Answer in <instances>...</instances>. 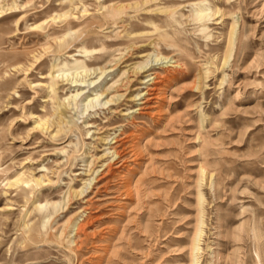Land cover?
I'll return each instance as SVG.
<instances>
[{
  "label": "rangeland",
  "instance_id": "374dc122",
  "mask_svg": "<svg viewBox=\"0 0 264 264\" xmlns=\"http://www.w3.org/2000/svg\"><path fill=\"white\" fill-rule=\"evenodd\" d=\"M144 1L153 7V0ZM195 1L220 12L199 22L208 37L196 34L197 47L188 40L194 59L179 75L165 59L152 61L155 54L175 53L150 44L149 26L122 23L126 15L103 16L128 0H83L84 17L69 26L88 39L61 51L28 26L40 23L60 34L65 26L52 16L67 9L66 0H0V264L252 263L256 245L248 226L238 227L255 212L264 240V0ZM81 9L77 5L76 15ZM231 24L235 44L229 53ZM196 25H187V36ZM127 30L142 34L121 64L131 90L144 91L140 82L150 71L167 80L156 84L154 109L131 113L140 100L130 95L125 105L112 102L76 117L81 106L66 99L74 87L58 78L55 98L77 128L70 132L55 123L56 115L47 129L38 127L51 111L45 82L51 63L71 75L80 71L78 62L109 69L130 43L116 38ZM146 62V72L134 69ZM99 69L87 77L95 80ZM102 92V100L113 94ZM131 114L134 126L126 125ZM118 133L122 141L111 143ZM113 146L123 156L119 163L106 152ZM93 167L98 171L92 174ZM29 178L41 182H22Z\"/></svg>",
  "mask_w": 264,
  "mask_h": 264
},
{
  "label": "bare ground",
  "instance_id": "6f19581e",
  "mask_svg": "<svg viewBox=\"0 0 264 264\" xmlns=\"http://www.w3.org/2000/svg\"><path fill=\"white\" fill-rule=\"evenodd\" d=\"M154 4L152 5L150 9H147L144 7V3L146 1L144 0H128L127 3H120L116 7L110 6L106 12L103 13V16L106 18L110 16L112 19L118 18V16L126 15V18L122 20V23L127 22L130 24L132 21L135 23H144L145 25L149 26L152 29V36L153 39L150 42L152 45H159L162 44L166 48L172 49V53L175 54L172 56H166V57H158L157 54L153 55L152 61H159L162 59H165L166 63H171V67L173 70L179 75L185 74L182 73V71L189 70V65L186 60L190 61L189 64L192 63V60L194 59L193 51L191 50L189 46L188 40H191V43L194 47H197V35H200L202 37H208L207 34L204 33L205 27L199 25V22L209 20L212 18H215L216 14L220 12L218 8L215 7L213 9V4H201L200 2H196L195 0H153ZM68 3L67 9L56 13L52 16V20L61 19L63 25L65 26V30L62 31L60 34H54V32H50V28H47V26H42V24H31L28 27H31L32 29H39L40 32L37 33V37L43 36L46 38L50 37L55 41V46L57 51H61L64 49H68L73 44H75L76 41L79 42V46H83L84 42L88 39L87 35H83V33H74V30L70 28L69 24L73 21L75 22L76 19L84 17L83 13L86 12V8L83 6V0H66ZM229 3L230 0H223L221 4ZM77 5H81V15L78 16L74 12V10L77 9ZM22 7L24 8L25 5L23 4ZM129 9H132L131 11ZM187 9V10H186ZM143 12V13H142ZM150 12L151 15H148L147 13ZM26 16H22V20ZM47 21V20H46ZM45 22V21H44ZM197 28L193 32L194 34L191 36H187V25L189 24H197ZM123 26H126L124 24ZM201 26V27H200ZM233 32H234V26L231 24L227 37L225 38V44L226 49L229 51V53L232 51L235 41L233 38ZM197 34V35H196ZM53 35V37H52ZM142 34L141 33H133L132 31H125L124 33H118L116 38L122 39L125 41L130 42L125 47V51L122 52L123 55L114 58V62L109 65V69L107 68H88L85 65L81 64L77 66L78 68H81L80 71L74 72L73 75L71 73H66V71H62V69H56L54 63H51V66L49 70L47 71V78H46V89L49 90L50 96V113H47L45 117L47 118H39V121L37 123L38 127H41L42 129H47L48 125L47 122L53 117V115L58 116L57 120H54L55 123H58L59 125H65L70 126L69 131L73 132V126H75V123L71 120L72 117L69 115H66L65 110L61 109L62 103L60 100H57L55 98L56 96V84L58 78L67 80L70 82V86L74 87V92L70 94L66 99H69L70 102L74 101L72 104L74 105V108L78 110V106H81V109H79L78 113L76 114V117H78L79 114L85 113L89 108H95L96 106H105L110 105L112 102H118L119 106L125 105L122 104V102H126L125 99L129 98L130 95H132L129 99H137L140 100L139 103L135 106H131L129 109L133 111H137L140 115H145V113L149 114L154 108L153 98L155 97V90H157L156 84H162L164 81L167 82L165 79H159V76L157 73L150 71L149 73L145 74L144 78L141 80V84L145 85L144 91L141 93H134V90H131V86L134 84L132 83V79L129 78L128 69H124L121 67V64L125 63L128 58L134 54L133 51L136 50V44L138 43V39L140 38ZM154 41V42H153ZM244 46L243 43H240V47ZM129 48V49H127ZM84 53L89 52L88 50H84ZM72 57L73 55H69ZM150 61V60H149ZM110 62V61H108ZM151 62V61H150ZM150 62H146L143 65H135L134 69H145ZM184 65V67H183ZM167 67V66H165ZM97 69H99V74L96 75V79L92 80L90 77H87L91 74H94ZM142 71H138L140 73L146 72L148 69ZM183 69V70H182ZM114 71H117L116 73ZM119 71V72H118ZM137 72V73H138ZM113 73V74H112ZM112 74V77L108 80L105 79L106 76H109ZM136 74V73H135ZM104 76V79L100 84H94V86H91V84L95 83L96 80L100 79ZM178 76H173L171 79H175ZM206 75V72H202L201 78H204ZM87 77V78H86ZM102 87L103 89L100 90ZM88 90L87 94H84V89ZM97 88V89H96ZM99 88V89H98ZM107 90L111 91L113 94L110 95L108 98H105L102 100V91ZM84 97L81 100V103L79 101V97ZM107 97V95L105 96ZM152 99V100H151ZM117 106V107H119ZM113 111H115V108H113ZM123 119V118H122ZM129 119H127L128 126H134V116L131 114L130 120H132L130 123L128 122ZM81 123H84L86 128L91 127V122L82 121ZM93 123V122H92ZM124 125V124H122ZM120 125V127H122ZM60 131L59 129H56V132L58 133ZM120 132V131H119ZM86 133L89 135L91 132L90 130H87ZM127 137V136H125ZM124 138L123 133L115 134L111 139L114 141H110L113 144L120 143ZM107 138L100 137L99 140L104 141ZM110 139V140H111ZM109 142V144H110ZM110 148V147H109ZM107 153H111V160L116 161L119 163L122 161L123 156H120L118 151L115 149V146L111 147L109 150H106ZM92 157V156H91ZM92 163V159L88 162V165ZM98 169L92 168V174L96 173ZM19 175L15 177L13 180L7 181L6 184H10L11 182H17L19 179ZM95 179V176H91L87 180L84 181V184L82 186V189L79 190V193L82 194L87 187L90 186L92 181ZM24 184H27L28 182H33L35 185L39 184L41 182L40 178H29L28 180L22 181ZM70 192V190H69ZM68 196V194H67ZM67 198V197H66ZM197 205L198 210L197 212H201V198L198 197L197 199ZM258 216L254 212L252 219L249 217L246 221L239 224V228H244L245 225H247V229H245L248 238H250V241L252 244L256 245V248H254V255L255 257L252 258L251 264H264V240L263 238V232L261 231V226L258 222ZM200 223V220L198 221ZM239 233V232H238ZM200 232L198 231V235ZM236 236V240H239L238 235L234 234ZM234 236V237H235ZM262 241V242H261ZM194 249L197 248V243H192ZM191 245V246H192Z\"/></svg>",
  "mask_w": 264,
  "mask_h": 264
}]
</instances>
